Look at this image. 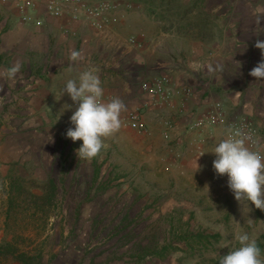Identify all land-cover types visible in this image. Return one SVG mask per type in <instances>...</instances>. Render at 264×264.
Instances as JSON below:
<instances>
[{
  "label": "crops",
  "instance_id": "1",
  "mask_svg": "<svg viewBox=\"0 0 264 264\" xmlns=\"http://www.w3.org/2000/svg\"><path fill=\"white\" fill-rule=\"evenodd\" d=\"M50 1L57 2V13L47 10ZM99 2L113 7L88 9ZM206 2L0 0V107L19 121L27 114L68 115L77 103L62 93L66 80L95 67L105 101L121 98V115L141 111L146 128L139 136L158 161L192 171L213 158L212 147L226 136L224 124H190L216 103L224 120L253 118L264 154V79L249 75L262 59L258 39L214 26ZM73 51L80 53L76 61L70 59ZM17 63L19 71L9 77L7 70ZM159 74L169 76L171 94L157 100L141 85ZM186 85L192 88L188 95L182 92ZM122 129L135 132L128 125Z\"/></svg>",
  "mask_w": 264,
  "mask_h": 264
},
{
  "label": "rangeland",
  "instance_id": "2",
  "mask_svg": "<svg viewBox=\"0 0 264 264\" xmlns=\"http://www.w3.org/2000/svg\"><path fill=\"white\" fill-rule=\"evenodd\" d=\"M206 3L214 26L264 41V0ZM6 112L0 107V241L17 235L41 251L48 264H218L219 256L239 246L234 240L238 230L263 241L264 210L250 205L249 212L246 202L242 209L226 174L214 172V155L192 171L162 163L141 141L142 130H123L128 125L123 123L104 138L96 157L78 159L81 141L65 135L73 127L69 118L74 111L27 114L20 121ZM7 174L22 177L24 187L37 195L52 177L55 202L41 210L22 194L5 225ZM183 234L185 241L180 240Z\"/></svg>",
  "mask_w": 264,
  "mask_h": 264
},
{
  "label": "clouds",
  "instance_id": "3",
  "mask_svg": "<svg viewBox=\"0 0 264 264\" xmlns=\"http://www.w3.org/2000/svg\"><path fill=\"white\" fill-rule=\"evenodd\" d=\"M255 47L261 50L262 59L250 70L249 75L264 79V41H256ZM79 58L78 51L70 55L72 61ZM19 69V63L14 64L7 70V75L14 77ZM209 71H213L211 66ZM98 72L99 69L95 67L80 71L77 76L66 80L62 91L77 103L69 118L73 127L68 128L65 135L73 142L81 141L76 150L78 159L91 160L100 153L105 147L104 138L121 127V113L126 109L119 97L107 101L103 99L104 89ZM250 141L251 137L245 136L240 129H232L211 150L215 155L212 161L214 172L221 176L226 174L229 190L242 209L245 206L242 202H246L249 212L252 207L264 210V154L252 150ZM234 240L239 246H233L226 254L219 256L218 264H264L262 250L255 236L238 230ZM223 247L227 248L228 244L221 245Z\"/></svg>",
  "mask_w": 264,
  "mask_h": 264
},
{
  "label": "built area",
  "instance_id": "4",
  "mask_svg": "<svg viewBox=\"0 0 264 264\" xmlns=\"http://www.w3.org/2000/svg\"><path fill=\"white\" fill-rule=\"evenodd\" d=\"M113 7V4L107 2H99L95 5L88 7V9L93 13H100L106 11ZM47 10L53 13L58 12L57 2L50 1L47 5ZM97 27H101V23H95ZM170 78L166 74H159L152 78L149 81H144L141 85L142 91L150 95L153 98L157 97V100L166 99L170 96L171 91L168 88ZM182 92L185 94H190L192 88L190 86H183ZM147 103H144L146 105ZM121 124L126 123L129 126L135 127L138 130H144L146 128L145 122L142 119L141 111L136 109L127 110L120 117ZM223 123L225 126V134L227 135L229 130L240 129L245 136L251 137L249 146L254 151H259L262 153L261 144H260V129L253 118L247 115H236L229 119L224 120L223 113L221 111V106L219 103H216L212 108L206 112H203L199 118L195 119L190 126L199 127L201 125L209 124L214 125L217 123Z\"/></svg>",
  "mask_w": 264,
  "mask_h": 264
},
{
  "label": "trees",
  "instance_id": "5",
  "mask_svg": "<svg viewBox=\"0 0 264 264\" xmlns=\"http://www.w3.org/2000/svg\"><path fill=\"white\" fill-rule=\"evenodd\" d=\"M41 149V150H40ZM43 147H39L37 152L42 154ZM23 155L21 151L18 156V160L15 164L20 163V158ZM37 179V178H36ZM37 179L36 181H38ZM5 191H6V212H5V225H7V219L10 217L11 210L14 206V203L20 202L22 194L27 195L29 200L34 203V206H37L38 209L44 210L47 205H52L56 199V183L52 177H49L47 181L42 182L43 192L41 194H34L30 191V186L24 187L22 177L18 175H6L4 179ZM45 183L47 184L45 186ZM42 203V205H41ZM198 238L206 237L202 233L197 234ZM213 238L217 239L218 235H211ZM210 237V236H208ZM180 240H187L186 235H182ZM263 241H257L258 246L261 250L264 249V235L260 237ZM52 258V257H51ZM50 258V259H51ZM14 260L18 261L21 264H48L43 260V255L41 251H36L31 249L29 242H26L25 239H19L16 236H13L11 239H3L0 241V263L4 260Z\"/></svg>",
  "mask_w": 264,
  "mask_h": 264
}]
</instances>
